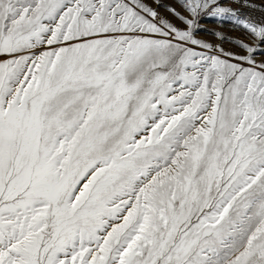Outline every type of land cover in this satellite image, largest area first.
Masks as SVG:
<instances>
[{
  "label": "snow or ice",
  "instance_id": "snow-or-ice-1",
  "mask_svg": "<svg viewBox=\"0 0 264 264\" xmlns=\"http://www.w3.org/2000/svg\"><path fill=\"white\" fill-rule=\"evenodd\" d=\"M177 3L0 0V264H264V48L197 35L264 22Z\"/></svg>",
  "mask_w": 264,
  "mask_h": 264
},
{
  "label": "rangeland",
  "instance_id": "rangeland-1",
  "mask_svg": "<svg viewBox=\"0 0 264 264\" xmlns=\"http://www.w3.org/2000/svg\"><path fill=\"white\" fill-rule=\"evenodd\" d=\"M159 3L165 6L172 5L179 8L180 11H184L183 8H180L177 0H159ZM225 6L237 9L240 15L247 16L252 21L257 23L264 22V0H225ZM160 11L170 15L167 12V7H162ZM185 14L187 15V13ZM175 22L180 24L178 20ZM180 26L183 27L184 25L180 24ZM199 28L200 31L197 33L199 38L220 45L225 51L243 52V49L235 43V40L243 41L252 46L259 45V47L264 48V44H261L250 32L234 24L229 18L220 20L213 16H204L199 21ZM217 33L233 39L222 41ZM256 58L257 60H264V53H259Z\"/></svg>",
  "mask_w": 264,
  "mask_h": 264
}]
</instances>
